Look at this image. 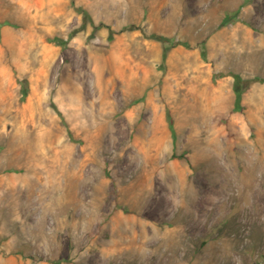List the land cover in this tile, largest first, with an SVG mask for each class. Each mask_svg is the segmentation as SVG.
Here are the masks:
<instances>
[{
	"label": "rangeland",
	"instance_id": "rangeland-1",
	"mask_svg": "<svg viewBox=\"0 0 264 264\" xmlns=\"http://www.w3.org/2000/svg\"><path fill=\"white\" fill-rule=\"evenodd\" d=\"M0 264H264V0H0Z\"/></svg>",
	"mask_w": 264,
	"mask_h": 264
},
{
	"label": "trees",
	"instance_id": "trees-1",
	"mask_svg": "<svg viewBox=\"0 0 264 264\" xmlns=\"http://www.w3.org/2000/svg\"><path fill=\"white\" fill-rule=\"evenodd\" d=\"M20 83H21V86H22V91L24 92V95H26L27 92H28V88H27V85H26L27 82L25 80H23V81H20Z\"/></svg>",
	"mask_w": 264,
	"mask_h": 264
},
{
	"label": "bare ground",
	"instance_id": "bare-ground-1",
	"mask_svg": "<svg viewBox=\"0 0 264 264\" xmlns=\"http://www.w3.org/2000/svg\"><path fill=\"white\" fill-rule=\"evenodd\" d=\"M164 195V194H163ZM166 197V196H165ZM161 198V197H160ZM167 198V197H166ZM161 200V199H160ZM163 200V199H162ZM167 203V201H165ZM169 202V201H168Z\"/></svg>",
	"mask_w": 264,
	"mask_h": 264
}]
</instances>
